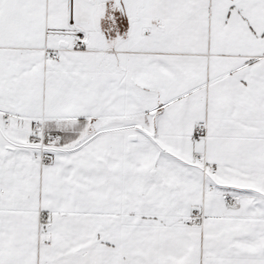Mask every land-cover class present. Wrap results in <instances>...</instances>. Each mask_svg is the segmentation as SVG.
Wrapping results in <instances>:
<instances>
[{
	"label": "snow or ice",
	"instance_id": "snow-or-ice-1",
	"mask_svg": "<svg viewBox=\"0 0 264 264\" xmlns=\"http://www.w3.org/2000/svg\"><path fill=\"white\" fill-rule=\"evenodd\" d=\"M0 264H264V0H0Z\"/></svg>",
	"mask_w": 264,
	"mask_h": 264
}]
</instances>
